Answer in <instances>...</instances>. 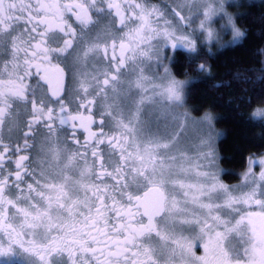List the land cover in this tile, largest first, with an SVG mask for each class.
Returning <instances> with one entry per match:
<instances>
[{"label":"snow or ice","instance_id":"1","mask_svg":"<svg viewBox=\"0 0 264 264\" xmlns=\"http://www.w3.org/2000/svg\"><path fill=\"white\" fill-rule=\"evenodd\" d=\"M193 2L175 0L171 13L184 21L180 10L186 6L191 10ZM205 2L200 29L211 40L212 18L224 11L225 0ZM216 3L219 7H213ZM225 15L234 42H239L245 33ZM102 17L108 20L102 33L78 52L77 29L84 33L99 25ZM161 20L164 27L159 26ZM111 29L123 33L119 42ZM154 40L161 43L153 44ZM168 46L196 52L195 42L177 35L165 11L149 6L147 0H0V133L6 125L10 133L20 129L21 105L28 117L20 130L22 145L7 144L0 135V231L8 236L7 247L0 240V256L15 254L14 234L31 233L41 238L28 247L19 244L24 264H264V158L250 161L244 174L247 191L233 194L215 173L197 172L195 183L174 179L172 165H166L159 152L169 143L151 136L141 139L144 130L137 127L141 112L144 105L155 102V95L171 104L183 103L185 82L172 78L167 67L166 85L152 95L143 69L138 74L135 67L131 69L136 75L128 87L139 90L140 98L127 122L115 120L120 135L105 134L103 118L99 133L88 127L94 123L92 108L98 99L107 101L109 89L118 92L129 65L153 56L159 61ZM97 53L108 60V68L92 75V83L75 66ZM198 70L207 71L203 64ZM33 76L35 85L27 83ZM72 104L75 111H70ZM100 107L102 117H112V104ZM252 115L262 118L264 110L256 109ZM204 119L211 124L210 116ZM57 121L73 130L70 139L77 144L79 122L88 132L81 146L84 151L69 152L59 144L47 150L42 146L41 152L50 159L48 168L53 163L59 166L62 157L63 166L54 174L44 167L37 171L27 163L29 155L20 153L33 147L29 139L37 126L51 134L57 131ZM105 143L107 154L99 147ZM206 155L214 163V152ZM43 163L41 159L38 167ZM252 164L261 167L258 177ZM145 188L142 196L134 194L133 190ZM169 188L178 189L182 199ZM177 223L187 226L191 235L184 236L183 227L177 235ZM198 243L204 250L201 256L194 252Z\"/></svg>","mask_w":264,"mask_h":264},{"label":"rangeland","instance_id":"2","mask_svg":"<svg viewBox=\"0 0 264 264\" xmlns=\"http://www.w3.org/2000/svg\"><path fill=\"white\" fill-rule=\"evenodd\" d=\"M246 0H225L224 11L212 18L210 27L214 33V38L209 39L207 34L200 29V23L204 19L203 12L206 8L205 0H195L191 4V10L186 6L181 11V14L185 16L184 21H180L179 17L174 16L171 13V9L175 6V0H162L161 10L165 11L166 18L169 20L172 28L176 31L177 35L188 36L196 44V51L203 47L209 51L218 50L226 45L235 43L233 40V33L230 26H227V15L232 17V20L237 28L240 27L235 22V15L238 7ZM248 1V0H247ZM213 7H219V4H213ZM160 27H164L163 21H160ZM241 30V29H240ZM242 31V30H241ZM243 32V31H242ZM153 44L161 43L153 41ZM187 53L184 48L178 47ZM170 46L164 47L162 54L160 55L159 61L156 56H153L151 60L137 59L135 64L131 65L127 73L123 78V83L120 84L117 93H113L111 89L108 92V99L104 101L98 99V105L101 104H112V117H108L110 120H116L123 118L125 122L135 110L136 102L139 100V90L133 88L129 90L128 81L134 80L135 75L138 74L140 69H143L144 75L150 80L148 95H152L153 92H159L160 88L166 85L168 76L165 75L164 68L167 67L172 78L185 82L184 83V95L186 85L192 80L190 77L180 78L174 75L169 67V60L172 55ZM135 67L137 73H132L131 69ZM153 85L160 87L153 88ZM154 103L146 104L143 106L141 112L140 124L138 128H143V135L141 139H147L149 136L158 138L164 143H169L168 149H160V155L165 158L166 165H172V171L174 173L173 178L183 180L187 183H195L197 180V172H210L215 173L219 181L229 189L233 190V194H239L241 191H247V187L244 186V174L248 171L251 160H259L264 158V152L260 154H253L248 156L245 166L238 171V179L232 182H228L223 177L225 169L219 163V152L217 148L218 140L223 134V130L217 125L214 119V114L210 110H204L196 113L188 104L185 102V98L181 105L171 104L169 101L162 99L159 95L154 96ZM97 112L101 111V107H96ZM187 113V116L184 114ZM252 114V112H251ZM206 116L211 117V124L208 123ZM253 116V115H252ZM46 150L49 146L44 147ZM214 152V163L210 164L209 161L213 160V157H209L206 154ZM41 157L45 159L46 169L50 163L49 157L41 153ZM168 157H175L176 160L173 162ZM63 162V157L61 163ZM60 163V164H61ZM180 165L185 170L180 171ZM57 165L52 164L51 168H55ZM252 171L258 177L261 172L259 164L251 165ZM59 171H57L58 173ZM201 181L203 177L199 178ZM171 194L176 195L178 199H182L179 190L172 191L169 188ZM191 207V206H189ZM182 227L184 228L183 235L190 236L191 232L187 229V226H181L176 224L175 232L180 235ZM0 264H13V256H0ZM19 264H24V260H20Z\"/></svg>","mask_w":264,"mask_h":264},{"label":"trees","instance_id":"3","mask_svg":"<svg viewBox=\"0 0 264 264\" xmlns=\"http://www.w3.org/2000/svg\"><path fill=\"white\" fill-rule=\"evenodd\" d=\"M235 11L242 40L213 51L175 49L169 60L174 75L192 78L185 102L196 113L212 111L223 130L217 148L228 182L238 179L248 156L264 152V117L251 114L264 105V0L242 1ZM201 64L207 71L198 70Z\"/></svg>","mask_w":264,"mask_h":264},{"label":"flooded vegetation","instance_id":"4","mask_svg":"<svg viewBox=\"0 0 264 264\" xmlns=\"http://www.w3.org/2000/svg\"><path fill=\"white\" fill-rule=\"evenodd\" d=\"M147 4L149 6H155L159 9H161L162 0H147ZM95 18L96 17L94 16V19ZM107 24H108V20L104 19L102 17L99 25L92 27L90 30H85L84 33H81L79 28H78L77 29V38L75 41L77 51L82 53L83 49L89 43H91L92 41L95 40L97 34L102 33V30L105 28V26ZM73 26L76 27L75 24ZM116 28H119V25H116ZM111 31H112L113 36L117 38V42H119V36L122 35L123 33L122 32L118 33V32H116L115 29H111ZM101 40H102V42H104L105 38L102 36ZM108 42L110 43V41H108ZM141 47H145V46L142 45ZM112 54H113L112 49H111V47H109L108 56L110 57ZM115 54L117 56L120 55L118 48H117V51ZM131 65L132 64L129 65V68ZM61 66L64 67L63 64ZM71 67H72V65H69V68H71ZM107 68H108V60L101 58L100 53H97L95 56L90 55L89 58L87 59L86 63H82V64L75 66V70H78L79 72H82V73H87L88 77H89V81L92 83H94V82L90 80V77L92 75H99L100 71L106 70ZM66 72H68V68H66ZM69 79H70V76H69ZM36 80H37V77L33 76L32 78H30L29 81H27V83L35 85ZM117 87L119 89L120 85H118ZM108 97H110V96H108ZM96 107H100L98 105V101H97V105L92 108L91 115H92V119H93L94 123H92L91 125L88 126L90 128V130L93 132L99 133V131H100L99 121L103 118L105 120V126L103 128L104 133L109 135V136L120 135L122 130L116 128L115 121L108 119L107 116L102 117L100 115L101 111L97 112ZM75 110H76L75 104L70 105V111H75ZM19 111L21 113L20 129L14 128L13 131L10 133L8 131V126L6 125L4 127L2 133H0V135L3 136L4 142L7 144H10V145H15L17 143H20L22 145V139L20 137V130L23 129V121L26 120L28 117L24 113L22 105L20 106ZM80 112H82L85 116L89 115V113L86 112L84 109H80ZM77 124H78V126L75 129V135H76V138L80 142L79 144L73 142L70 139V133L73 130L71 128H69V126L61 127L59 125V122L57 121L54 125V127L57 129V131L53 132L51 134L48 133V130L45 127H43L42 125L37 126V128L35 129V132H36L35 136L33 138L29 139V143L32 144L33 147L22 151L20 154L21 155H29L30 159L27 163L30 164L31 168L39 171L41 167L45 168V166H46L45 159L41 157V153H42L41 147L42 146L43 147H45V146L54 147L57 144H59V146H61V147H66L67 151H69V152H76L77 150H79L80 152H83L84 148L81 146L85 143L86 138L88 137V132L85 131L83 128L79 127V122H77ZM99 147L101 149H103L106 154L110 151L107 143H105L104 145H100ZM129 150H131V149H129ZM41 159L44 160V163L40 164V166L38 167V163ZM77 159L79 160V157H77ZM89 161H91L90 155H89ZM62 166H63V162L59 166H56L55 168L53 167V168L47 169V171L54 174V173H57V171H60V168H62ZM28 182H31V180H28ZM106 182L109 184L112 183V181H110V180H108ZM145 190H146V188L140 189L139 191H135V190H133V191H134L135 195H141L142 196ZM133 211H135V209H133ZM145 221H146V218H145ZM69 223H71V221H69ZM14 226H16L17 232H21V229L18 227V223L14 222ZM52 235H56V233L53 232ZM14 238L18 241V243L13 245V250L15 253V254H12L13 264H15V263L19 264L20 260H24L23 252H22V249L19 247V244L23 243L25 247H28L29 243L32 242L33 240H35L37 243H39L41 237H40V235L33 236V234L29 233V234H21L18 237L15 236V234H14ZM0 240H3L5 242V247H7L8 236L3 231H0ZM194 252L197 256L203 255L204 250H203L202 244L198 243L197 246L194 248ZM91 264H95V261H91Z\"/></svg>","mask_w":264,"mask_h":264},{"label":"clouds","instance_id":"5","mask_svg":"<svg viewBox=\"0 0 264 264\" xmlns=\"http://www.w3.org/2000/svg\"><path fill=\"white\" fill-rule=\"evenodd\" d=\"M256 109H262L264 110V105H258V106H255L252 110V114L255 112Z\"/></svg>","mask_w":264,"mask_h":264},{"label":"water","instance_id":"6","mask_svg":"<svg viewBox=\"0 0 264 264\" xmlns=\"http://www.w3.org/2000/svg\"><path fill=\"white\" fill-rule=\"evenodd\" d=\"M145 191H147V189H146ZM151 198H153V199H154V197H151Z\"/></svg>","mask_w":264,"mask_h":264}]
</instances>
